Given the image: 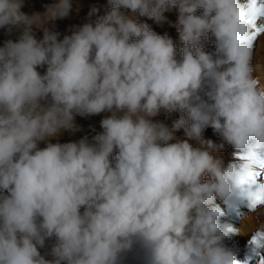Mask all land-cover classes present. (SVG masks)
Here are the masks:
<instances>
[{
    "label": "clouds",
    "instance_id": "obj_1",
    "mask_svg": "<svg viewBox=\"0 0 264 264\" xmlns=\"http://www.w3.org/2000/svg\"><path fill=\"white\" fill-rule=\"evenodd\" d=\"M108 4L94 24L60 40L44 25L66 17L70 0L31 16L21 10L24 0H0V28H22L0 47V264H124L134 249L144 264H242L225 241L247 234L242 226L253 215L259 222L249 244L260 255L264 44L255 42L264 33L256 24L264 2ZM169 8L178 9L179 49L121 10L159 23ZM161 110L180 113L171 127L151 119ZM104 112L111 115L94 143L84 137L38 147L76 130L77 114ZM209 127L219 143L203 136ZM180 129L187 139L175 136ZM225 145L236 161L215 155ZM250 171L254 182L240 183ZM217 200L239 217V228L222 222ZM53 236L49 260L39 248Z\"/></svg>",
    "mask_w": 264,
    "mask_h": 264
},
{
    "label": "rangeland",
    "instance_id": "obj_2",
    "mask_svg": "<svg viewBox=\"0 0 264 264\" xmlns=\"http://www.w3.org/2000/svg\"><path fill=\"white\" fill-rule=\"evenodd\" d=\"M58 2V0H24V5L22 11L27 15L31 16L35 13L43 14L46 11L47 6ZM71 9L69 14L64 18H58L55 21H50L44 25L50 31L59 33L58 39L62 40L65 35H71L74 30L81 27L85 23H93L95 20L106 14L109 8L108 0H70ZM93 8L98 9L97 12L90 15ZM148 21H143L147 23ZM142 23V21H139ZM150 28L159 34V29L161 25L151 24ZM33 32L37 39L43 38V31L37 29L33 25ZM22 34V28H13L11 32L7 28H0V47L4 45L7 40L17 41ZM41 74L46 71V66L37 69ZM110 112L100 113L98 115L92 116H81L76 115L74 119V124L76 130H61L60 133L55 136L48 138L45 141L38 142L39 148L46 147L48 142L51 143H68V142H78L80 139L87 137L90 143H94L93 137L102 132L100 122L106 116H110ZM164 117V118H163ZM162 118V119H161ZM169 118L175 119L171 114H165L159 116L155 121H165ZM55 243V237L46 239L45 246L39 248L41 255H44L46 259H53L51 254V248Z\"/></svg>",
    "mask_w": 264,
    "mask_h": 264
},
{
    "label": "bare ground",
    "instance_id": "obj_3",
    "mask_svg": "<svg viewBox=\"0 0 264 264\" xmlns=\"http://www.w3.org/2000/svg\"><path fill=\"white\" fill-rule=\"evenodd\" d=\"M258 2H264V0H258ZM126 15L130 16L131 18L136 19L138 22L139 21H148L146 24L151 25V24H156V25H161V29H159V34L164 35L167 34L169 35L174 42L176 43L177 48L179 49L182 45L180 44L179 41V35L176 30V25L178 23V9L176 8H169L167 11L164 12V17L165 19L161 22H156L154 19H149L148 17H142L139 16L138 13H132L131 10L128 9H121ZM202 11V10H197ZM256 24L259 27L260 25L264 24V16L259 17L256 20ZM205 45V50L206 51H211L214 48V45L209 41V40H204L203 41ZM256 47L259 48L260 45L264 44V33H261L257 39H256ZM177 58H180V53L177 52ZM165 114H171L172 116L175 117L174 120L179 118L180 113L177 112H172V113H166L165 111L161 110V112L155 116L152 117L154 121L158 119V117L161 115ZM164 118V117H163ZM162 119V118H161ZM173 119L169 118L168 120L165 121H159L163 122L169 127H171L172 122L174 121ZM175 136L180 139H187V137L184 134L183 129L177 130L175 132ZM203 136L206 139H211L214 142L219 143L220 142V137L214 133V131L209 127L205 129L203 132ZM175 142V141H172ZM193 146H196V141L195 140H190L189 141ZM236 152L235 149H233L229 145H225V149L223 151H220L218 153H215V155H218L223 158L225 164H227L230 161H236L237 157L234 156V153ZM260 175L257 177V180L259 183L264 184V169H259ZM217 203L220 204V206L225 210V216L222 217V222L223 223H231L234 225L236 228H239L241 226V221L239 217L229 210L226 205H224L221 201L217 200ZM83 211V209H81ZM241 212L243 213H248V209L246 207H242L240 209ZM258 220L256 217L253 215L245 225L242 226V231L247 232V234L243 235H232L228 239H226L225 243L228 247L233 248L237 252V259L239 261L245 262L247 260V264H261V257H264V249L258 250L260 252V255H256L252 251V245L249 244V240L252 237L251 231L255 229L256 225L258 224ZM248 257H251V259H248ZM124 264H144V261L142 259V253L138 249H134L132 252L128 253L126 259L124 260Z\"/></svg>",
    "mask_w": 264,
    "mask_h": 264
},
{
    "label": "snow or ice",
    "instance_id": "obj_4",
    "mask_svg": "<svg viewBox=\"0 0 264 264\" xmlns=\"http://www.w3.org/2000/svg\"><path fill=\"white\" fill-rule=\"evenodd\" d=\"M252 15H254V13H252ZM246 16H250V13H249V12L242 11V12H241V18H244V17H246ZM247 22L252 23V19L249 18ZM254 38H255L254 35L248 37L249 40L254 39ZM255 177H256V173L250 171V172L247 174L246 177H241V178H240V183H247V182H250V181L254 182ZM261 264H264V257L261 258Z\"/></svg>",
    "mask_w": 264,
    "mask_h": 264
}]
</instances>
